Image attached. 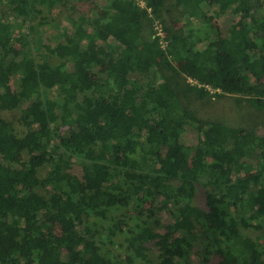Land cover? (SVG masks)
Segmentation results:
<instances>
[{
  "label": "trees",
  "instance_id": "trees-1",
  "mask_svg": "<svg viewBox=\"0 0 264 264\" xmlns=\"http://www.w3.org/2000/svg\"><path fill=\"white\" fill-rule=\"evenodd\" d=\"M60 1L6 0L18 17ZM86 1L89 15L45 46L56 63L37 61L0 19V111L17 110L25 128L0 116V264H264V234L242 230H264V124L201 121L189 105L212 90L264 113V87L243 71L264 73V6ZM147 200L167 224L143 220ZM197 248L201 263L190 260Z\"/></svg>",
  "mask_w": 264,
  "mask_h": 264
},
{
  "label": "rangeland",
  "instance_id": "rangeland-1",
  "mask_svg": "<svg viewBox=\"0 0 264 264\" xmlns=\"http://www.w3.org/2000/svg\"><path fill=\"white\" fill-rule=\"evenodd\" d=\"M95 4L99 8L106 7L108 0H94ZM258 2L264 6V0H258ZM141 7H144V2L139 0L138 2ZM55 5L51 8H42V13H38L37 16H21L18 17L11 10L6 0H0V19L6 20L11 25L10 35L12 37H17L19 34L26 38L28 45L31 47L33 54L35 55L37 61L48 60L51 63H56L57 58L51 54V52L46 49L45 46H54L57 42V34L59 30H67L69 32L73 31L77 25L81 22V18H86L89 15L90 2L86 0H61L60 2H55ZM86 20V19H85ZM85 22V21H84ZM176 24V22H173ZM216 25L218 29L225 32L229 27L230 22L227 16H221L217 18ZM84 28L90 31V26L85 22ZM155 30L153 29V32ZM19 42V41H18ZM86 45V41L82 42V47ZM18 46V43L15 44ZM202 47V45H200ZM264 51V49H263ZM106 65H101V72L104 74ZM178 71L183 75L185 69L182 63L176 64ZM243 71L247 74L248 79L253 84H261L264 87V73L254 72L249 65L245 64L243 66ZM168 73L167 71H164ZM181 85L184 83H191L189 79L184 81L178 79ZM13 87L16 88V81L12 82ZM192 109L201 118V121L211 120L218 121L230 126H241L254 128L258 133L264 124V113L257 111L255 105L247 97L239 95H227L224 94L220 97H216L214 92L211 90L209 97L203 100H191L190 104ZM0 116L9 121L15 132L21 135L25 128L21 125L19 121V112L17 110L13 111H0ZM65 130V128H64ZM83 164V161L73 158L72 169L78 170ZM202 192L198 188L196 192L195 202L200 203L202 198ZM147 215L143 220H145L149 225L155 218H159L161 224H167L168 220L164 215V212L159 209V204L155 200H147L144 205ZM149 212V213H148ZM122 213H127L129 216H134L136 213L133 209H124ZM151 213V215H150ZM117 213H113L115 215ZM130 222L129 219H126ZM133 223V222H132ZM246 235L254 237L255 235L264 234V230L254 231L251 228L246 230L242 229ZM121 240L115 241L112 245H108L112 252L118 253L121 251L119 243ZM197 255L191 256L190 260L195 263H201L200 252L203 253L202 248H197ZM199 252V253H198ZM152 251L150 252V255ZM152 256V255H151ZM208 264H216L215 259L211 258Z\"/></svg>",
  "mask_w": 264,
  "mask_h": 264
},
{
  "label": "built area",
  "instance_id": "built-area-1",
  "mask_svg": "<svg viewBox=\"0 0 264 264\" xmlns=\"http://www.w3.org/2000/svg\"><path fill=\"white\" fill-rule=\"evenodd\" d=\"M153 25H154L153 29L155 30L154 36H157L159 38V43L161 44V47H164L165 41L163 37L165 31L158 20L153 19Z\"/></svg>",
  "mask_w": 264,
  "mask_h": 264
}]
</instances>
